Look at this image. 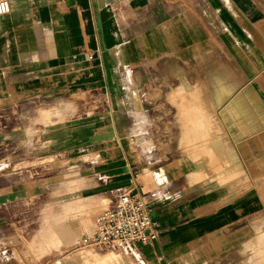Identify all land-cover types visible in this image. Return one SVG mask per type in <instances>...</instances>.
I'll list each match as a JSON object with an SVG mask.
<instances>
[{"label":"crops","instance_id":"obj_1","mask_svg":"<svg viewBox=\"0 0 264 264\" xmlns=\"http://www.w3.org/2000/svg\"><path fill=\"white\" fill-rule=\"evenodd\" d=\"M8 1L0 213L37 197L55 208L26 251L77 241L72 200L121 190L160 224L134 247L144 264H205L246 241L264 206V0Z\"/></svg>","mask_w":264,"mask_h":264},{"label":"rangeland","instance_id":"obj_2","mask_svg":"<svg viewBox=\"0 0 264 264\" xmlns=\"http://www.w3.org/2000/svg\"><path fill=\"white\" fill-rule=\"evenodd\" d=\"M149 76L151 78L144 90V106L151 113L149 118L153 125V97H155L153 93V68L149 71ZM160 102L161 105L159 106L164 109L166 107L165 101ZM148 135L153 139V126ZM158 145V149L162 153L164 148L160 147V142ZM253 188L255 189V193L259 195L256 196L258 200L263 201L264 204V175L253 181ZM32 199L30 198L28 202H24L20 206H10V211L0 213V215L4 214L5 216V218L0 219V223H2L0 225V257L7 264H53L58 259H60L62 264H75L87 257L105 262L106 259L113 260V258L119 256L121 253H125L130 260L126 264H144L139 259L134 248L129 251H111L96 246L78 247L76 239L69 243H62L58 248L47 249L39 257L30 255L26 251V246L28 242H31L32 238H37L36 236L43 224V214L49 211L52 212L55 209L54 203H43L40 197H37L38 201L33 203ZM70 201L69 197L63 196L61 203L67 204ZM72 201L74 204L76 203L74 205L75 208L72 211H67L65 213L66 217H74V214H76V218L80 217L79 220L85 223V228L83 227V231L79 234L78 239L81 235L89 233L92 230L93 217L98 210L111 203L110 199H103L100 201V204H91L84 200L79 202V199ZM252 217V229L245 234L247 240L245 241V238H243V243L234 250H227V253H224V249H219L222 255L219 258L207 261L205 264H264V206L261 207L260 205L259 210L255 211ZM224 247L222 246L221 248Z\"/></svg>","mask_w":264,"mask_h":264},{"label":"built area","instance_id":"obj_3","mask_svg":"<svg viewBox=\"0 0 264 264\" xmlns=\"http://www.w3.org/2000/svg\"><path fill=\"white\" fill-rule=\"evenodd\" d=\"M9 9V1L0 0V15L7 13ZM159 228L160 224L152 217L150 205L136 192L121 190L108 207L94 215L92 230L81 235L76 245L129 251L137 244H148L155 240ZM53 264L60 263L54 261Z\"/></svg>","mask_w":264,"mask_h":264},{"label":"bare ground","instance_id":"obj_4","mask_svg":"<svg viewBox=\"0 0 264 264\" xmlns=\"http://www.w3.org/2000/svg\"><path fill=\"white\" fill-rule=\"evenodd\" d=\"M187 86V85H186ZM59 106V105H58ZM194 109V108H193ZM197 111V109H196ZM210 127V126H209ZM208 131V130H207ZM226 140V139H225ZM225 143V142H224ZM211 160V159H210ZM78 240V239H77ZM77 242V241H76ZM118 255V254H117ZM57 263H60V259L55 260ZM126 262H130L129 258L125 253H121L119 256L113 258V260L106 259L105 262H100L98 260L92 259L91 257H87L83 260L76 262L75 264H126ZM129 264V263H128Z\"/></svg>","mask_w":264,"mask_h":264}]
</instances>
